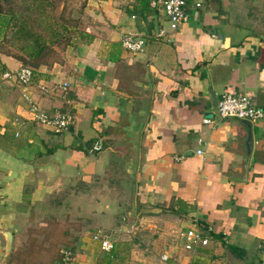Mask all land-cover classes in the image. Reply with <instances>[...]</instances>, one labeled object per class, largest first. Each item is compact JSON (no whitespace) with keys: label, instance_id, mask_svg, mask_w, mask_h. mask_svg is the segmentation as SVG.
Returning <instances> with one entry per match:
<instances>
[{"label":"crops","instance_id":"1","mask_svg":"<svg viewBox=\"0 0 264 264\" xmlns=\"http://www.w3.org/2000/svg\"><path fill=\"white\" fill-rule=\"evenodd\" d=\"M149 2L87 0L26 87L2 78L24 63L0 51V264H19L22 235L59 187L73 191L99 177L111 182L110 195L95 198L109 217L146 209L171 218L180 241L173 264H264V118L247 124L213 107L225 92L264 106V0H187L174 31ZM128 32L145 39L141 51L122 47ZM24 94L47 114L70 113L73 124L54 133L36 122ZM193 226L209 243L186 251L177 235ZM76 231L67 264L112 255L115 243L107 253Z\"/></svg>","mask_w":264,"mask_h":264},{"label":"rangeland","instance_id":"2","mask_svg":"<svg viewBox=\"0 0 264 264\" xmlns=\"http://www.w3.org/2000/svg\"><path fill=\"white\" fill-rule=\"evenodd\" d=\"M229 1L236 7H255V4L260 6L263 0ZM86 2L87 0H0V15L6 16L9 22L0 32V51L28 57L34 41L48 46H54L55 41L60 38L61 43L64 42L65 35L70 31L69 27L81 19ZM109 180L104 177L94 178L88 184L82 182L73 191L59 187V191L49 198V203L43 202L47 207L45 214L48 215L33 219L28 233L22 235L21 248L13 253L19 264H67L72 261L63 260L59 250L68 248L75 254L76 243L72 236H79L75 230L85 231L82 236L86 240L89 237L92 239L93 233L98 230L110 235L115 243L114 251L108 260L103 254L99 264H173L172 258L167 261L162 259L163 253L174 255V248L176 245L180 246V241H176L178 239L175 238L173 225L166 223L169 218H150L153 213L146 209L141 210L137 217L125 219H120L117 214H114L116 218H111L110 213L101 212L100 201L95 198L98 195L100 199L101 195H110ZM99 188H102V193ZM160 214L162 212L153 215ZM116 221L120 225H114ZM149 224H153V227L149 228ZM227 263L229 264L225 257L222 264Z\"/></svg>","mask_w":264,"mask_h":264},{"label":"built area","instance_id":"3","mask_svg":"<svg viewBox=\"0 0 264 264\" xmlns=\"http://www.w3.org/2000/svg\"><path fill=\"white\" fill-rule=\"evenodd\" d=\"M149 5L154 9H161L168 20L169 29L174 31L178 28L181 22L187 16L188 8L190 7L187 0H150ZM200 3H194V6H199ZM161 34L164 30L160 31ZM145 39L136 36L135 33L128 32L122 35L121 45L129 51H141L143 49ZM3 79L15 80L23 86H28L33 80V69L28 65H21L14 70H4L2 73ZM67 83H63L65 87ZM29 104V109L33 119L43 125L50 127L54 133H61L67 130L74 122L73 116L66 111H56L53 114H47L35 104L27 94H24ZM218 114L220 117H235L249 121L264 118V106L253 103L246 94H236L225 92L217 101ZM93 150L101 148L100 143L93 145ZM201 150H198L200 153ZM179 238L182 240V248L186 251H193L197 247L207 246L209 239L203 227L193 226L185 227L179 231ZM92 240L97 241L100 248L104 252H111L114 248V242L109 234L98 230L93 233ZM59 253L63 260L73 258L71 249H60ZM171 256L168 253H163L162 259L168 260Z\"/></svg>","mask_w":264,"mask_h":264},{"label":"trees","instance_id":"4","mask_svg":"<svg viewBox=\"0 0 264 264\" xmlns=\"http://www.w3.org/2000/svg\"><path fill=\"white\" fill-rule=\"evenodd\" d=\"M8 19L6 16L0 15V32L8 25ZM34 47L31 48V51L28 53V57L23 55H14L13 56L19 59L24 65H28L33 69V66H38L39 60H42V56L45 55L46 49L48 45H44V43L34 41ZM30 50V49H29Z\"/></svg>","mask_w":264,"mask_h":264},{"label":"water","instance_id":"5","mask_svg":"<svg viewBox=\"0 0 264 264\" xmlns=\"http://www.w3.org/2000/svg\"><path fill=\"white\" fill-rule=\"evenodd\" d=\"M213 107H214L216 113L218 114L217 101L214 102V106ZM245 121L247 122V124H249L248 120H245ZM53 167L56 169L57 165L54 164ZM5 235H6V249H7V251H9L10 247H11L12 236H11L10 232H6Z\"/></svg>","mask_w":264,"mask_h":264}]
</instances>
